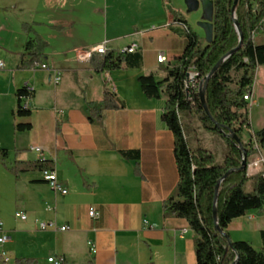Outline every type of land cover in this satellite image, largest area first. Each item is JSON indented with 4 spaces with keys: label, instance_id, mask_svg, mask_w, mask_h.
<instances>
[{
    "label": "crops",
    "instance_id": "crops-1",
    "mask_svg": "<svg viewBox=\"0 0 264 264\" xmlns=\"http://www.w3.org/2000/svg\"><path fill=\"white\" fill-rule=\"evenodd\" d=\"M172 5L165 0H12L11 8L25 16L0 14V59L5 62L0 69V150L9 152L0 160V235L8 237L4 247L10 253L9 263L0 264L17 259L50 264L52 256L64 257V264H198L187 220L164 216L163 203L179 181L174 134L162 120L166 97H147L138 80L149 74L164 79L187 46L180 18L191 26L192 18L201 19L200 12H188L184 0H172ZM7 6L0 4V10ZM26 23L47 44L40 63L49 69H18L34 34L24 31ZM104 42L108 50L137 45L141 67L96 73L84 52ZM160 53L166 62H158ZM54 69L61 72L59 83ZM26 85L33 90L31 114L20 116L16 112L25 99L18 91ZM258 86L254 78L244 143L250 132L264 128V82ZM106 88L122 107L104 110L102 122L92 123L86 109L102 102ZM17 124L31 127L18 130ZM220 150V156L214 152L218 164L227 146ZM128 152L138 156L124 157ZM259 157L255 151L248 165ZM40 160L49 162L67 194L54 190L40 169L17 177L8 168ZM137 162L141 176L135 173ZM259 171L248 168L246 192L254 190ZM92 208L98 216L89 214ZM41 221L71 229L41 230ZM226 232L234 242L264 250V207L233 219Z\"/></svg>",
    "mask_w": 264,
    "mask_h": 264
},
{
    "label": "trees",
    "instance_id": "trees-1",
    "mask_svg": "<svg viewBox=\"0 0 264 264\" xmlns=\"http://www.w3.org/2000/svg\"><path fill=\"white\" fill-rule=\"evenodd\" d=\"M235 0H214V40L207 43L205 36L195 31L187 20H180L186 26L187 46L172 67L166 69L167 75L158 80L153 74L141 75L139 82L149 98L166 97L163 122L173 132L175 139V159L179 181L175 191L163 203L164 216L181 217L187 220L194 234L198 264H264V250H258L247 241H232L226 229L229 223L252 209L264 207V178L262 174L254 177V190L246 192L244 187L249 180L248 167L241 166L242 153L231 134L244 140L243 128L250 127L248 102L244 95L252 87L255 72L264 65V43H257L254 33L264 24V0H238L236 18L243 33L241 48L221 62L217 71L208 81L205 97L209 109L207 114L200 99L199 87H187L189 72H197V82L206 79L215 65L240 42V35L232 17ZM178 17V14H174ZM23 29L33 37L27 42L18 65L20 70L37 69L42 61L46 42L35 33L27 23ZM91 64L98 74L120 69L137 68L142 65L139 51L129 53L109 49L104 54H93ZM244 70L240 85L230 88L231 72ZM26 87L18 91L20 99L27 95ZM33 94V92H32ZM122 104L116 100L115 93L106 88L100 104L90 103L86 114L90 122L101 123L104 110L119 109ZM195 111L200 116L204 128L220 135L226 142L227 150L222 164H218L214 151L205 147L193 148L187 136L182 115ZM17 115L28 116L31 108L19 106ZM30 124H17L16 129L27 130ZM256 141L264 150V128L255 133ZM248 158L255 150L244 143ZM124 157L138 156L131 152L122 153ZM9 152L0 150V160L5 161ZM48 161H38L33 165L21 164L8 167L19 176L20 172L35 169H50ZM230 174L221 182L214 216L216 187L224 175ZM135 173L141 176L139 162ZM219 226L227 236L218 228ZM264 236V235H263ZM239 257V258H238ZM15 264H39L34 259H17ZM149 264H153L152 262Z\"/></svg>",
    "mask_w": 264,
    "mask_h": 264
},
{
    "label": "built area",
    "instance_id": "built-area-1",
    "mask_svg": "<svg viewBox=\"0 0 264 264\" xmlns=\"http://www.w3.org/2000/svg\"><path fill=\"white\" fill-rule=\"evenodd\" d=\"M264 29V24L263 26H261L260 30ZM258 33V32H257ZM256 37V33H254V38ZM108 50V46H107V42H104L102 44L96 45L88 50H86V52H84V55L86 57L91 58L93 54H104L106 53ZM123 52H129V53H133L138 51V46L137 45H131L130 47H127L125 49L122 50ZM167 61V57L164 53H160L158 55V62H166ZM5 67V62L2 61L0 59V69H3ZM37 67L41 68V69H49L48 65L44 64V63H38ZM55 72V82L59 83L61 80V72L57 69H54ZM190 76H189V80H187V87H189L192 85L198 86L200 87V84H198L197 82V72L191 71L189 72ZM26 90H27V95L22 96V99H25V103L23 105L24 109H29L31 108V99H32V88L29 85H26ZM252 87L249 88V90L246 92V94L244 95V99L250 103L252 101ZM248 108H249V104H248ZM249 127L244 126L243 130L248 131ZM248 145V148H252L254 149L257 153H259L260 157L253 161L251 164L248 165V168L251 167H259L260 168V173L262 174L263 178H264V153L261 152L262 148H260V146L258 145L257 141H256V137H255V133L254 132H250V138L248 140V142L246 143ZM42 176L44 178L45 181H47L54 190L60 192L61 194H67L68 193V189L60 182V180L58 179V176L55 172V170L53 169H44L42 171ZM89 214L93 217L98 216V213L96 212V210L94 208L90 209ZM19 217L22 220H27L28 216L26 213L24 212H19L18 213ZM2 227V223H0V229ZM39 228L41 230H47V229H54V230H58V231H68L71 229V227L69 225H59L56 221H41L39 223ZM8 240V237L4 234L0 235V261L3 262H8L10 260V253L8 252V250L4 247L6 241ZM48 261L50 264H64V257L62 256H52L48 258Z\"/></svg>",
    "mask_w": 264,
    "mask_h": 264
},
{
    "label": "rangeland",
    "instance_id": "rangeland-1",
    "mask_svg": "<svg viewBox=\"0 0 264 264\" xmlns=\"http://www.w3.org/2000/svg\"><path fill=\"white\" fill-rule=\"evenodd\" d=\"M165 2L169 6L170 9L173 8L172 0H165ZM0 4H8V6H9V7L7 6L8 8H3L2 10H0V14H1V16H3V18L6 15H14L17 18H22L25 16V14L21 13L20 11H16L15 9L11 8L12 0H0ZM199 12H200L199 17H200L202 14L201 11H196L193 13H199ZM198 22H199V19H196V20H194V18L191 19V24H192L193 29L205 36L203 29L198 26ZM11 29L14 32L17 30V31L22 33V31H20L21 28H19L17 26L16 27L13 26V27H11ZM255 41L257 43H264V29L260 30L258 33H256ZM14 45L16 46V42ZM9 59H10V57H9ZM243 74H244L243 69L235 68L232 70L231 82L229 84L230 88L235 89L237 86L240 85V80H241ZM263 82H264V65H262V67H260L259 71L255 72V83L259 84V86H260V85H262ZM192 83L193 82H191V84ZM253 101L254 100L252 99V101L250 103H252ZM251 111L253 113L254 109H252ZM248 114H249V108H248ZM182 118H183L184 123L186 125L187 134L190 135V142H191L192 147L197 148V147L208 146V148H210L218 156H220V152H221L220 147L226 146L225 140L218 134L208 132L204 128V126L202 125V123L200 121V116L195 111H192L189 114L182 115ZM245 132L246 131L243 130V135H245L244 134ZM212 137H213V141H211ZM249 160L250 159H248V161ZM7 263H9V261Z\"/></svg>",
    "mask_w": 264,
    "mask_h": 264
},
{
    "label": "water",
    "instance_id": "water-1",
    "mask_svg": "<svg viewBox=\"0 0 264 264\" xmlns=\"http://www.w3.org/2000/svg\"><path fill=\"white\" fill-rule=\"evenodd\" d=\"M184 2L187 6L188 12H196L199 10L202 11L201 19L198 22V26L203 29L206 42L209 44L212 43L214 40V13H215L214 0H184ZM237 5H238V0H235L233 8H232V17L234 19L236 29L240 35V42L235 49L230 51L223 59H221V61H219L215 65V67L211 70V72L208 74L206 79L204 81H202V83L200 84V87H199L200 99L202 101L203 107H204L207 114H210L207 103H206V97H205V92H206V87L208 85V81L213 76V74L217 71L221 62H223L227 57H229L230 55H232L233 53L238 51L243 44V39H244L243 33H242V30L239 26L238 20L236 18ZM189 76H190V73H188V75H187V80H189ZM231 137L234 139L237 146L241 149L242 160H241V166L239 169L246 168L248 166V154H247L245 147H244V141H242L236 134H231ZM231 171L232 170L228 171L224 175V177L218 182L217 187H216L215 211H214V216H215L216 221H217L216 203H217L220 184L230 174ZM217 228L225 236H227L226 232H224L219 226H217ZM234 264H238V261H236Z\"/></svg>",
    "mask_w": 264,
    "mask_h": 264
}]
</instances>
